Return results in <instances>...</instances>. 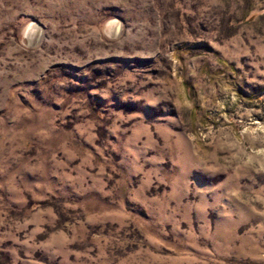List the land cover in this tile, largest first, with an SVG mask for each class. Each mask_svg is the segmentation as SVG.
Wrapping results in <instances>:
<instances>
[{
  "label": "rangeland",
  "instance_id": "374dc122",
  "mask_svg": "<svg viewBox=\"0 0 264 264\" xmlns=\"http://www.w3.org/2000/svg\"><path fill=\"white\" fill-rule=\"evenodd\" d=\"M0 264H264V0H0Z\"/></svg>",
  "mask_w": 264,
  "mask_h": 264
},
{
  "label": "bare ground",
  "instance_id": "6f19581e",
  "mask_svg": "<svg viewBox=\"0 0 264 264\" xmlns=\"http://www.w3.org/2000/svg\"><path fill=\"white\" fill-rule=\"evenodd\" d=\"M34 31L35 30L29 29L27 32V35L30 37V35H32V33L34 34ZM31 37H33V35Z\"/></svg>",
  "mask_w": 264,
  "mask_h": 264
}]
</instances>
